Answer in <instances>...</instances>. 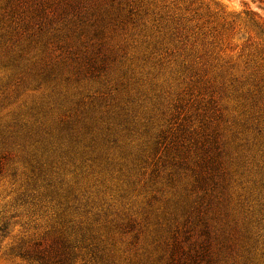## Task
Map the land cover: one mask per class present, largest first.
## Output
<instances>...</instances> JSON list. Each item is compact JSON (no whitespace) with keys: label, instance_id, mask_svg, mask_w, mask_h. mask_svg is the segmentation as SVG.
Listing matches in <instances>:
<instances>
[{"label":"rangeland","instance_id":"374dc122","mask_svg":"<svg viewBox=\"0 0 264 264\" xmlns=\"http://www.w3.org/2000/svg\"><path fill=\"white\" fill-rule=\"evenodd\" d=\"M0 264H264V0H0Z\"/></svg>","mask_w":264,"mask_h":264}]
</instances>
